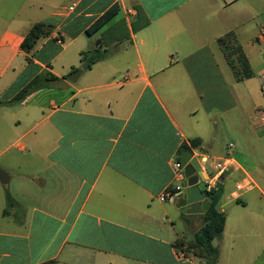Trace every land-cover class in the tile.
<instances>
[{"label": "crops", "instance_id": "obj_1", "mask_svg": "<svg viewBox=\"0 0 264 264\" xmlns=\"http://www.w3.org/2000/svg\"><path fill=\"white\" fill-rule=\"evenodd\" d=\"M39 23L53 32L24 51ZM99 39L108 57L84 70ZM45 74L57 80L7 105ZM263 78L264 0H0V264H205L176 247L205 214L159 199L183 184V146L229 164L217 264H264Z\"/></svg>", "mask_w": 264, "mask_h": 264}, {"label": "trees", "instance_id": "obj_2", "mask_svg": "<svg viewBox=\"0 0 264 264\" xmlns=\"http://www.w3.org/2000/svg\"><path fill=\"white\" fill-rule=\"evenodd\" d=\"M118 12V7L109 10L94 23L87 33L89 35H94L100 31L114 16L117 15ZM53 30L54 27L52 25L42 23L34 25L30 33L23 41L21 48L27 52L32 51L36 47L38 41L48 37ZM229 39L230 37L222 38L220 43L225 45ZM108 53L109 51L104 49L102 45V40H97L95 48L81 53V62L83 64L82 68L84 70H90L94 65L104 61L108 57ZM235 57L236 59H234ZM227 58L235 71V75L238 80L252 76L247 57L241 49H232L227 53ZM56 80L57 78L51 74H45L37 77L26 88H24L12 102L7 103V105L24 102L27 97L36 91L44 89L49 86L50 82H54ZM193 147H198L197 142H193ZM188 151L191 152L190 148L188 146H183L177 159L180 160L181 156ZM211 194H215V198L210 206V209L203 216V227L194 235L191 242H188L187 244L177 242L176 244V247L182 249L181 251L184 253L185 257L193 256L202 259L205 261V264H217L220 252L219 249L214 246V241L222 238L227 221L226 214L218 209L219 202L223 196V185L218 182L216 189ZM9 203H14V200L10 197Z\"/></svg>", "mask_w": 264, "mask_h": 264}, {"label": "water", "instance_id": "obj_3", "mask_svg": "<svg viewBox=\"0 0 264 264\" xmlns=\"http://www.w3.org/2000/svg\"><path fill=\"white\" fill-rule=\"evenodd\" d=\"M82 73V69L77 70L69 76V80L76 82ZM192 156V152L188 151L180 158L184 178L178 208L188 216L206 214L215 198V194L208 193L201 167L197 159H192ZM9 180V174L0 168V182L7 185ZM219 182L222 183L221 180Z\"/></svg>", "mask_w": 264, "mask_h": 264}, {"label": "built area", "instance_id": "obj_4", "mask_svg": "<svg viewBox=\"0 0 264 264\" xmlns=\"http://www.w3.org/2000/svg\"><path fill=\"white\" fill-rule=\"evenodd\" d=\"M262 86L264 88V78L262 79ZM262 120H264V116L262 117ZM192 154V159H197L201 167V172L203 174L205 183L207 184V191L209 194H211L216 189L220 176L228 170L229 164L227 160H222L215 162V164L212 165L206 155L197 152ZM173 168L175 170L177 178L180 180L179 182L183 181L184 173L179 159L174 160ZM251 185V181L248 180L240 182L236 186V191L233 193V197L240 198L242 193L246 192L251 187ZM181 190V183L174 184L164 194H162L159 199L162 202H167L171 198L177 197L180 194Z\"/></svg>", "mask_w": 264, "mask_h": 264}, {"label": "rangeland", "instance_id": "obj_5", "mask_svg": "<svg viewBox=\"0 0 264 264\" xmlns=\"http://www.w3.org/2000/svg\"><path fill=\"white\" fill-rule=\"evenodd\" d=\"M64 58V57H63ZM77 65H79V64H77ZM80 70V69H79ZM257 83V82H256ZM258 87V86H257ZM259 89V92H260V95L262 96L263 95V92H262V90L260 89V87L258 88ZM8 188V187H7Z\"/></svg>", "mask_w": 264, "mask_h": 264}]
</instances>
